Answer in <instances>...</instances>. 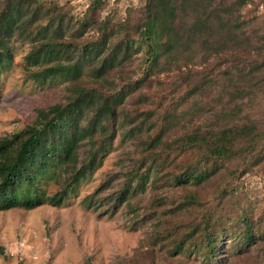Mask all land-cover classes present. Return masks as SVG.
Listing matches in <instances>:
<instances>
[{"label":"trees","instance_id":"trees-1","mask_svg":"<svg viewBox=\"0 0 264 264\" xmlns=\"http://www.w3.org/2000/svg\"><path fill=\"white\" fill-rule=\"evenodd\" d=\"M107 3L86 0L77 15L69 1L0 0V65L11 60L12 39L27 41L26 63L54 61L30 76L59 74L69 82L62 101L35 108L30 122L0 135V211L60 204L95 170L125 123L133 150L122 179L106 193L109 183L101 181L81 200L109 215L123 203L132 222L148 226L147 237L118 264L264 257V111L241 114L240 91L218 111L185 110L208 93L219 71L263 82L264 43L253 51L215 47L200 68L177 66L150 83L160 54L180 52L203 26L196 19L183 29L185 7H205L203 1L142 0L118 19L101 14ZM141 45V64L128 72ZM252 176L260 183L249 187ZM49 177L56 188L46 194ZM146 191L145 203L131 202Z\"/></svg>","mask_w":264,"mask_h":264},{"label":"rangeland","instance_id":"rangeland-1","mask_svg":"<svg viewBox=\"0 0 264 264\" xmlns=\"http://www.w3.org/2000/svg\"><path fill=\"white\" fill-rule=\"evenodd\" d=\"M52 1L59 4L69 1L77 15L86 4V0ZM202 1L205 7H185L183 29L186 30L196 19L203 26L194 31L196 34L180 52L171 49L170 54H160L151 67L150 80L174 72L177 66L200 68L204 59L207 58V62L213 59L215 47L226 51H253L264 43V2L253 0L252 5L250 0ZM141 3L142 0H108L101 14L110 12L114 19H118L124 16L126 7ZM10 47L9 64L0 65V135L20 129L32 120L35 108L62 101L69 93V82L62 75L30 76L31 72L52 65L54 61L35 65L26 63L23 57L30 48L27 41L12 39ZM143 52L144 46L141 45L132 56L128 72L131 67L136 71L144 57ZM207 91L205 96L192 98L185 107L186 112L204 106L218 111L237 97L238 91L241 95L236 106L241 114L255 116L264 111V81L257 84L253 79L238 80L235 75H223L219 71L212 76ZM123 104L128 105V101L124 100ZM125 128V123L117 126L115 137L95 170L60 204L50 205L43 201L29 210L14 207L0 211V264H118L147 237L148 226L132 222L133 217L123 203L111 215L101 211L105 209L103 206L85 208L81 203L82 197L103 180L109 183L104 193L118 186L133 150V142ZM246 180L249 187L260 183L255 176ZM43 187L46 194L52 193L56 188L54 178H47ZM148 194L149 191L137 194L131 202L145 203ZM178 259L174 255L170 261ZM192 262L188 257L183 264ZM232 264H264V257L260 253L252 257L239 255Z\"/></svg>","mask_w":264,"mask_h":264}]
</instances>
